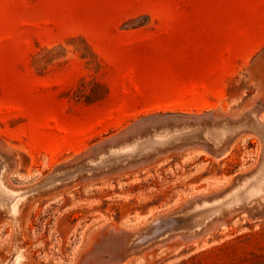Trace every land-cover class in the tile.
Masks as SVG:
<instances>
[{
  "label": "rangeland",
  "instance_id": "obj_1",
  "mask_svg": "<svg viewBox=\"0 0 264 264\" xmlns=\"http://www.w3.org/2000/svg\"><path fill=\"white\" fill-rule=\"evenodd\" d=\"M252 110L264 123V0H0V264H264V193L229 205L262 140L220 158L156 143L167 120ZM126 141L150 157L38 188ZM220 205L212 231L167 230ZM146 230L160 239L121 255Z\"/></svg>",
  "mask_w": 264,
  "mask_h": 264
},
{
  "label": "water",
  "instance_id": "obj_2",
  "mask_svg": "<svg viewBox=\"0 0 264 264\" xmlns=\"http://www.w3.org/2000/svg\"><path fill=\"white\" fill-rule=\"evenodd\" d=\"M259 115L258 110H252L243 113L236 119L209 117L192 121L185 120L183 122L167 120L164 127H162L163 129L166 127L167 135L156 143L164 150L202 143L206 145L213 155L220 158L230 150L235 141L242 135L254 134L263 142V153L257 173L260 172V168L264 164V123L261 122ZM102 149H104V152L95 156L96 161L86 160L77 166L55 171L38 188L55 187L58 182L62 183L65 178L66 180L73 179L77 173L116 170L121 167L124 168L140 157H150L144 148L141 146L136 147V145L131 146L128 141L118 144H107ZM250 176L240 175L236 177L235 185H245ZM15 259L14 257L13 262Z\"/></svg>",
  "mask_w": 264,
  "mask_h": 264
},
{
  "label": "bare ground",
  "instance_id": "obj_3",
  "mask_svg": "<svg viewBox=\"0 0 264 264\" xmlns=\"http://www.w3.org/2000/svg\"><path fill=\"white\" fill-rule=\"evenodd\" d=\"M163 134V133H162ZM116 136V135H115ZM249 135H245L244 137L247 138ZM243 137V138H244ZM155 138V136H154ZM153 138V139H154ZM241 138V139H243ZM146 140V139H145ZM159 140V139H158ZM157 140V141H158ZM136 141V140H135ZM143 141V140H142ZM129 142V141H128ZM154 142V140H153ZM131 143V142H130ZM152 143V142H151ZM151 145V144H150ZM155 145V144H154ZM152 145V146H154ZM140 146V145H139ZM155 148V147H154ZM145 149V148H144ZM148 149V148H147ZM146 149V150H147ZM175 150V149H174ZM177 150V149H176ZM200 151V150H199ZM198 151V152H199ZM154 152V151H153ZM202 154V153H201ZM227 154V153H226ZM215 156V155H214ZM225 157V155H224ZM94 160V159H93ZM217 160V159H216ZM134 161V160H133ZM143 163V162H142ZM146 163V162H145ZM264 163V162H263ZM140 164V163H139ZM137 166H140V165H137ZM135 166V167H137ZM130 167V166H129ZM131 168V167H130ZM126 170V169H125ZM121 173V172H120ZM256 173V172H255ZM260 178L256 180V182H254L253 185H250V187L246 188L244 191H240L241 192V195H238V194H235V197L233 195L234 198H232L233 200L229 203V205H233V204H237V203H245V201H247L248 199H251L252 198H255L257 197L258 195H260L262 192L264 193V164L263 166L260 168ZM254 174V173H253ZM4 175V174H3ZM256 177V176H255ZM257 178V177H256ZM3 179V177H2ZM1 181V179H0ZM241 186V185H239ZM237 187V186H236ZM235 187V189H236ZM8 188V187H7ZM6 188V189H7ZM5 189V188H4ZM240 189V188H239ZM11 190V189H10ZM233 191V190H232ZM7 192V190H6ZM15 192V190H14ZM16 193V192H15ZM12 192V195L15 194ZM231 193V192H230ZM236 193V192H235ZM262 193V194H263ZM232 194H234V192H232ZM264 196V194H263ZM263 196H260V197H263ZM15 197V196H13ZM13 197H12V200H13ZM19 197V196H18ZM51 198V197H50ZM225 198V197H224ZM11 198H9L10 200ZM15 199V198H14ZM258 199V198H257ZM18 200V199H17ZM39 200V199H38ZM251 200L249 201V203L251 202ZM15 201V200H14ZM20 202V201H19ZM255 202V201H254ZM258 202V200H257ZM259 202H260V199H259ZM262 203H264L262 201ZM17 204V203H16ZM248 204V203H247ZM256 204V202H255ZM6 206H8L9 208V201H7V203L5 204ZM228 204H225L226 207ZM238 205V204H237ZM260 205V203L258 204ZM248 206V205H247ZM246 206V207H247ZM254 206H257V205H254ZM4 207V206H3ZM262 207V206H261ZM260 207V208H261ZM254 208H257V207H254ZM259 208V207H258ZM197 209V208H196ZM225 207L224 205H220V206H216L215 208H212V209H209V208H205L203 209L202 211H196V212H193L190 214V216L188 218H185V219H182L181 220V223L178 225V226H175L177 223H178V220H175V218H170V220H168V224L172 225V227H168V231H171V232H177L179 230H183V232H193L195 229H208L209 228V225L215 221V220H210V218L216 214H221L223 213ZM2 210V208H1ZM4 210V209H3ZM2 210V211H3ZM10 211H12L13 213H16V205H13L11 208H9ZM248 211V210H247ZM9 212V211H7ZM230 212V211H228ZM11 213V214H13ZM6 214V213H5ZM16 215V214H15ZM186 215V214H185ZM188 215H189V212H188ZM249 215V214H248ZM10 216V214H9ZM252 216V215H250ZM254 216V215H253ZM16 217V216H15ZM10 218V217H9ZM16 219V218H15ZM157 220V219H155ZM165 219H161L160 222H164ZM15 222V221H14ZM16 224V223H15ZM20 226V224H19ZM175 226V227H174ZM154 228V227H153ZM167 228V227H166ZM211 228V227H210ZM209 228V230H211ZM21 229V228H20ZM161 229L160 225L156 228V232L159 231ZM216 229V228H215ZM17 231V230H16ZM153 231V230H152ZM212 231V230H211ZM214 231V230H213ZM133 232V231H132ZM154 232V235L152 236V238H149L148 237V230L146 231H141V232H138L137 235H125L124 234V244H123V247L121 248V255H124V254H128L127 256L137 252L138 249H141L143 248L144 245H147V247H149L151 244L155 243L156 241H158V239H160L161 236L159 235H156ZM20 233V232H18ZM131 233V232H130ZM150 233V231H149ZM210 232H207V233H204L202 232V235L199 236V237H194L193 239H191V241H194V243H198V241L202 238V237H205L207 235H209ZM20 235V234H19ZM150 235V234H149ZM18 236V235H17ZM19 239V238H18ZM203 240V239H202ZM21 241V240H20ZM137 241V242H136ZM135 242L137 243L135 245ZM142 243H143V246H142ZM134 244V245H133ZM16 245V244H15ZM23 250V249H22ZM21 250V251H22ZM20 251V253H21ZM22 254H19L17 257H15V261L14 262H17L19 264V259L21 258ZM24 256V255H23ZM124 257V256H122ZM27 264V263H26Z\"/></svg>",
  "mask_w": 264,
  "mask_h": 264
}]
</instances>
